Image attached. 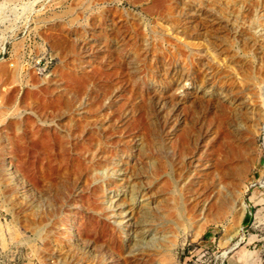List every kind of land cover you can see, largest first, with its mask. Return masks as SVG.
<instances>
[{
  "label": "rangeland",
  "instance_id": "obj_1",
  "mask_svg": "<svg viewBox=\"0 0 264 264\" xmlns=\"http://www.w3.org/2000/svg\"><path fill=\"white\" fill-rule=\"evenodd\" d=\"M0 264H264V0H0Z\"/></svg>",
  "mask_w": 264,
  "mask_h": 264
}]
</instances>
